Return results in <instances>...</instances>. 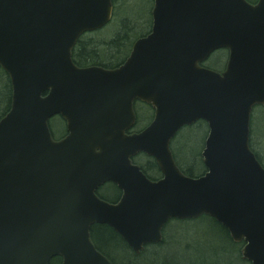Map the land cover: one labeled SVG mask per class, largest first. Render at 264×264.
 I'll list each match as a JSON object with an SVG mask.
<instances>
[{"label":"water","instance_id":"1","mask_svg":"<svg viewBox=\"0 0 264 264\" xmlns=\"http://www.w3.org/2000/svg\"><path fill=\"white\" fill-rule=\"evenodd\" d=\"M151 33L118 69L80 68V38L113 19V0H0V67L12 103L0 121V264H111L91 230L113 229L136 253L171 220L215 219L242 259L264 264V168L251 118L264 106V0H153ZM222 49L223 74L202 67ZM155 110L142 133L134 102ZM69 135L55 142L50 121ZM204 121V176H186L171 143ZM153 158V182L132 159ZM112 182L118 204L97 197Z\"/></svg>","mask_w":264,"mask_h":264},{"label":"trees","instance_id":"2","mask_svg":"<svg viewBox=\"0 0 264 264\" xmlns=\"http://www.w3.org/2000/svg\"><path fill=\"white\" fill-rule=\"evenodd\" d=\"M117 1H119L120 3ZM135 1L136 0H130L129 4H132ZM146 1H148V3H150L151 6L153 5L152 0H146ZM118 4H121V6L118 7ZM126 4L128 3H125V0L114 1V5H115L114 21L117 18L119 32L113 35L112 39L110 40H107L108 38L103 39L104 38V37L102 38L103 35L101 36V40H95V39L87 40L88 37L87 35L81 39V41L78 43L75 49L73 56L74 62L76 63L77 66L89 67V66L97 65L107 68L115 67L127 57L130 49L136 42V40L133 41L134 36H138V37L145 36V34H141L142 31L141 26L147 24V20L145 17H137V18L124 17L122 20H120L119 15H117V12H120L121 10H123V8L128 7V6L125 7ZM129 11L130 13H132V15H134V11L133 12L132 10ZM147 12L148 15L150 16L149 18L150 21H148L150 23V28L148 30L149 33L152 26V17H151L152 10ZM100 32L102 31H99L97 33ZM0 75L2 76V78L0 79V120H1L10 111L11 108L12 86L8 76L6 75V73H4V71H2L1 68H0ZM5 91H8V93ZM202 126L204 125L201 123V125H199L200 128L199 127L198 128L195 127V128L202 130L201 129ZM254 130L255 128H253V131ZM173 153L178 162V154L175 148H173ZM257 156L259 157L258 154ZM198 159L200 166L202 167L201 169L203 170L204 173L206 169L203 165L201 156H198ZM259 159L261 162L264 163L263 159H261L260 157ZM178 163L186 175L191 177H199L195 174L194 167L192 166L188 167L187 165L184 166L183 165L184 163L181 162ZM152 167L155 170L150 172L148 169H145V172L150 177L154 178L158 175V170L153 162L151 168ZM202 218L192 221H186L185 223L198 222ZM207 218L210 219L216 225L219 231L223 233L224 242H225L223 243L224 245L223 247L218 246L217 248L212 242L206 241V243H203L204 237H202V235L199 234V231H197L195 228H192L193 226L190 227L191 229L187 228L188 232L179 229L177 231L179 235H176L175 237L172 235L170 241H168L167 233H166L165 240L166 242L168 241L167 243L161 244L159 246L147 247L146 252L140 256L136 255L127 246L124 240L108 226H96L94 228L92 239L97 249L103 255L108 257L113 264L190 263V262H196V260H199V257H203L206 253H210V252L223 263L226 259L232 261V259H234L235 257L241 260L242 246L240 244L235 243L232 240L228 230L224 228L221 224H219L215 219L210 217ZM196 239H202V240L197 241ZM226 244L229 246V248L226 247ZM150 251L153 252L152 253L153 256L152 255L150 257L145 256L147 252ZM162 256H166L167 261L160 260L159 258ZM149 258L153 260L150 262ZM146 259H148L147 263H145ZM244 263L249 264L248 262L245 261ZM51 264H62V259L56 258L51 262ZM228 264H231V262Z\"/></svg>","mask_w":264,"mask_h":264},{"label":"rangeland","instance_id":"3","mask_svg":"<svg viewBox=\"0 0 264 264\" xmlns=\"http://www.w3.org/2000/svg\"><path fill=\"white\" fill-rule=\"evenodd\" d=\"M119 2V1H117ZM130 0H125V3H128L125 5L128 6L127 8L129 10L134 11V15L130 13V11L127 8H123L120 12H117V15H119L120 20H122L124 17H145L147 20V24L141 26V34H148V30L150 28V23L148 21L150 16L148 15L147 11L152 10L153 5L151 6L150 3L146 0H136L134 3L129 4ZM120 3V2H119ZM121 4H118V7H120ZM117 10V9H116ZM117 32H119V27L117 24V18L116 20L110 24L108 27H106L102 32L96 33L94 35L90 36L87 38L89 39H95V40H101V36L103 39L108 38L107 40L112 39L113 35H115ZM137 37V38H136ZM140 37L134 36L133 41L139 39ZM216 67L223 68L224 63L221 64H214ZM2 76L0 75V79ZM8 93V91H5ZM6 109V108H5ZM144 111L143 113L146 114L147 112V117L150 115L149 111L145 108H143ZM254 118V119H253ZM252 121H253V128L255 130L253 131V137H252V147L253 150L259 155L261 159L264 161V108L263 107H258L254 109L253 115H252ZM143 122V120H142ZM50 126L53 129V134L54 138L57 139L59 137H62V135L65 132V126L63 121L59 117H55L50 121ZM207 132L199 130V129H186L183 130L178 137L172 142V148H175L178 154V162L184 163V166L188 167H194V172L197 176H200L203 173V170L201 169L202 167L200 166L198 156H201L203 153L204 149V144H205V137H206ZM106 194L109 197H114L115 196V191L113 188L107 189ZM193 226V227H192ZM195 228L197 231H199V234L204 237V242H212L217 248L223 247L224 242V237L223 233L219 231V229L216 227V225L207 217H204L200 219L198 222L194 223H185L180 225L179 223H176V221H173L170 223V225L167 226V239L168 241L171 240V236L173 235L174 237L176 235H179L177 231L179 229H182V231H187L188 229ZM188 228V229H187ZM165 230V229H164ZM186 232V233H187ZM177 233V234H176ZM183 233V232H180ZM202 240V239H196ZM171 243V242H170ZM226 247L229 248V246L226 244ZM153 252H147L145 256L150 257ZM204 255V254H203ZM143 258V257H142ZM160 260L167 261L166 256H162L159 258ZM153 259L149 258V261L151 262ZM194 261V260H192ZM148 262V259L145 260V263ZM246 264L244 261L241 259H238L235 257L232 259V261L225 260L224 263L220 261L217 257H215L213 254L206 253L203 257H199V260H196V262H190V263H181V264ZM153 264H160V263H153ZM180 264V263H179Z\"/></svg>","mask_w":264,"mask_h":264},{"label":"flooded vegetation","instance_id":"4","mask_svg":"<svg viewBox=\"0 0 264 264\" xmlns=\"http://www.w3.org/2000/svg\"><path fill=\"white\" fill-rule=\"evenodd\" d=\"M115 0H113V2H114ZM249 4H251V5H257L258 3H259V1L260 0H246ZM151 17H152V12H151ZM152 27L153 26H151V30H152ZM151 30L149 31V32H151ZM149 35V33L147 34V35H145V36H142V37H140V38H144V37H146V36H148ZM139 38V39H140ZM134 46V45H133ZM133 46H132V48L130 49V51H129V53H128V55H127V57L120 63V64H118L117 66H115V67H112V68H107V67H102V66H97V65H93V66H96V67H102V68H105V69H108V70H114V69H118V68H120L121 66H123L126 62H127V60L129 59V57H130V55H131V53H132V50H133ZM74 52H75V50H74ZM229 57H230V52H229V50H226V49H222V50H219V51H217V52H215V53H213L211 56H210V58L206 61V62H204L201 66L202 67H204V68H206V69H209V70H211V71H214V72H217V73H219V74H223L225 71H226V68H227V63H228V60H229ZM221 63H224V67L223 68H219V67H216L214 64H221ZM93 66H89V67H93ZM81 68H84V67H81ZM86 68V67H85ZM143 108H145V109H147L148 111H149V116L147 117V112H146V114H144L143 113V111H144V109ZM134 112H135V117H136V124H135V126H134V128L133 129H131V130H129L128 132H127V135H134V134H140V133H142L143 131H145L151 124H152V122L154 121V119H155V110H154V108L151 106V105H149V104H146V103H144V102H142V101H140V100H136L135 102H134ZM6 116V115H5ZM4 116V117H5ZM3 117V118H4ZM56 117H59L62 121H63V123H64V126H65V132H64V134L62 135V137H59V138H57V139H55L54 138V134H53V129H52V127L50 126V129H51V133H52V137H53V139L55 140V142H62V141H64L65 139H67V137H68V135H69V131H68V126H67V122L61 117V116H56ZM2 118V119H3ZM55 118V117H54ZM1 119V120H2ZM0 120V121H1ZM141 120H143V122L141 121ZM201 123L204 125V126H202L201 127V129H202V131H206L207 132V134H206V137H205V141H207V139H208V136H209V127H208V124L206 123V122H204V121H199V122H197L196 124H194L193 126H191L190 128H189V130L190 129H193V128H195V127H199V125H201ZM204 127H206V128H204ZM200 128V127H199ZM178 136V135H177ZM176 139V138H175ZM174 141V140H173ZM173 152V151H172ZM173 156H174V159H175V161H176V163H177V166L179 167V169L184 173V171L182 170V168L180 167V165H179V163L177 162V160H176V158H175V155H174V153H173ZM203 161V160H202ZM152 162L155 164V166L157 167V170H158V175L156 176V177H154V178H152V177H150L146 172H145V169H148L150 172H152L153 170H155L153 167L151 168V166H152ZM132 163L134 164V165H136V166H139L140 168H141V170H142V172L148 177V179H150L151 181H153V182H156V181H159L163 176H162V173H161V171H160V169H159V167L157 166V164H156V162H155V160L153 159V158H151V157H149V156H147L146 154H139V155H137L136 157H134L133 159H132ZM206 172H207V170L204 172V173H202L201 174V176H204L205 174H206ZM185 174V173H184ZM186 175V174H185ZM186 176H188V175H186ZM191 177V176H190ZM195 178V177H194ZM200 178V177H199ZM109 188H113L114 189V191H115V196L114 197H109L107 194H106V192H107V189H109ZM96 195H97V197L98 198H100L101 200H103V201H105V202H107V203H110V204H118V202H120V200H121V198H122V196H123V193H122V191L119 189V187L116 185V184H114V183H112V182H109V183H107V184H105V185H103V186H101L98 190H97V192H96ZM176 223H179L180 225H182V224H185V221H176ZM168 225H170V223H167V225L165 226V230H163V241L161 242V243H158V244H149V245H147V246H145V250L141 253V254H136L128 245V247L136 254V255H138V256H140V255H142L143 253H145L146 252V250H147V247H154V246H159V245H161V244H164V243H167L166 242V232H167V226ZM96 226H103V225H95V226H93V228H92V230H91V235H92V238H93V232H94V228L96 227ZM125 242V241H124ZM126 243V242H125ZM127 244V243H126ZM240 245L242 246V248H243V246H244V244L243 243H240ZM105 256V255H104ZM108 258V257H107ZM109 259V258H108ZM110 260V259H109ZM110 262L112 263V261L110 260ZM113 264V263H112Z\"/></svg>","mask_w":264,"mask_h":264}]
</instances>
